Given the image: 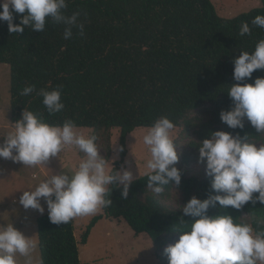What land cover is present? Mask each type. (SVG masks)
<instances>
[{
	"label": "trees",
	"instance_id": "1",
	"mask_svg": "<svg viewBox=\"0 0 264 264\" xmlns=\"http://www.w3.org/2000/svg\"><path fill=\"white\" fill-rule=\"evenodd\" d=\"M65 14L79 12L83 35L73 29L64 39V26L46 23L45 30L10 33L8 23L0 21V64L11 68L10 111L16 123L25 110L40 115L46 122L61 124L72 120L77 127L90 128L91 135L103 143L107 157L112 154V130L120 129V170L127 155V137L139 127L149 128L156 119L167 116L182 134L191 138L184 144L175 139L182 171L178 188L167 185L157 195L147 188L148 174L134 180L129 196L113 186L103 208L108 218H123L136 234L147 233L156 249L165 247L183 223L192 222L182 207L169 204L175 192L185 205L193 196L205 199L214 194L212 177L205 171L188 174V167L199 157V143L211 133L223 130L251 136L264 144V136L247 119L243 129H232L221 121L222 110H230L227 94L233 78V59L241 51L252 52L264 39V28L252 19L264 15L260 7L233 18L220 16L212 0H67ZM2 11V9H0ZM20 22L17 15L14 21ZM248 22L251 34L240 36V25ZM264 77L256 70L248 83ZM32 85L35 91L21 95ZM59 88L65 108L50 115L37 93L40 89ZM122 149V150H121ZM206 164V163H205ZM258 195V194H256ZM210 216L230 214L238 221L264 229V204L251 202L242 209H209ZM103 215V216H104ZM100 217L93 220V224ZM41 264H82L74 219L54 224L48 213L38 218ZM90 227L82 242L86 243ZM160 264H168L166 253Z\"/></svg>",
	"mask_w": 264,
	"mask_h": 264
},
{
	"label": "clouds",
	"instance_id": "2",
	"mask_svg": "<svg viewBox=\"0 0 264 264\" xmlns=\"http://www.w3.org/2000/svg\"><path fill=\"white\" fill-rule=\"evenodd\" d=\"M67 0H0V21H6L10 33H23L25 27L43 32L48 21L64 26V39H71L73 29L81 35L84 25L79 12L65 14ZM20 22L15 23L16 16ZM252 25L264 28V15L255 16ZM240 36L251 34L248 22L240 25ZM233 78L227 94L232 100L230 110H222L220 118L232 129H243L245 119L264 136V77L248 83L256 70H264V39L252 52L241 51L233 59ZM35 91L32 85L23 88L21 95ZM50 115L61 112L65 105L59 88H42L37 93ZM175 128L167 116L155 120L143 135L150 159L146 162L147 188L161 194L165 186L181 184L182 171L176 165L180 160L177 144L172 138ZM3 143L0 158L22 163L24 167L46 165L52 157L66 148L75 147L83 154L73 170L51 174L34 189L24 190L19 198L24 209L45 211L41 199L47 203L50 221L65 224L74 217L89 216L112 205L108 198L113 186L122 189L124 199L129 196L134 175L128 169L116 170L112 161L100 154L96 135L78 131L72 120L61 124L46 122L40 115L25 110L13 125ZM114 147V146H113ZM122 150V149H121ZM199 157L206 163L207 175L212 177L207 198L193 196L182 211L193 218L176 229L179 239L165 248L168 264H264V229L257 230L251 223L238 221L230 214L210 216L209 209L217 204L223 209L240 210L251 202L264 204V144L251 136L241 137L217 130L199 143ZM258 194V195H256ZM35 241L12 223L0 224V264H34Z\"/></svg>",
	"mask_w": 264,
	"mask_h": 264
},
{
	"label": "rangeland",
	"instance_id": "3",
	"mask_svg": "<svg viewBox=\"0 0 264 264\" xmlns=\"http://www.w3.org/2000/svg\"><path fill=\"white\" fill-rule=\"evenodd\" d=\"M217 13L224 18H233L241 13L260 7L262 0H212ZM10 77L11 68L7 64H0V143H3L6 134L13 130L10 111ZM85 135H91V129L77 127ZM148 128L139 127L127 137V155L122 169L130 170L135 179L147 175L145 167L150 159L147 146L143 144L142 137ZM180 138L184 144L191 137L182 134V128L175 127L172 132L173 140ZM114 146V147H113ZM102 156L115 162L121 159L120 155V129L112 130V154L107 157L103 143L99 146ZM82 153L75 147L66 148L59 156L50 158L46 165L24 167L22 163L13 162L10 159L0 158V224L12 223L27 237L36 243L33 252L34 264H41V253L38 240V218L48 213L47 203L41 199L45 211L41 213L35 209H24L19 203V198L24 190L34 189L40 182L63 170H73L79 163ZM205 163L200 158L188 167V174L196 171H205ZM134 179V180H135ZM179 193L175 192L169 204L173 208H180L182 204ZM103 209L89 216L74 217L76 237L79 241L80 259L82 264H160L159 256L165 248L174 244L179 236L165 247L156 249L147 233L136 234L123 218H108ZM100 218L95 221V217ZM90 227V233L86 243L82 238ZM18 264H24V258L18 256Z\"/></svg>",
	"mask_w": 264,
	"mask_h": 264
}]
</instances>
